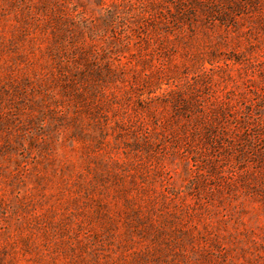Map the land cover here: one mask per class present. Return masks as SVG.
<instances>
[{
  "label": "rangeland",
  "instance_id": "obj_1",
  "mask_svg": "<svg viewBox=\"0 0 264 264\" xmlns=\"http://www.w3.org/2000/svg\"><path fill=\"white\" fill-rule=\"evenodd\" d=\"M0 264H264V0H0Z\"/></svg>",
  "mask_w": 264,
  "mask_h": 264
}]
</instances>
